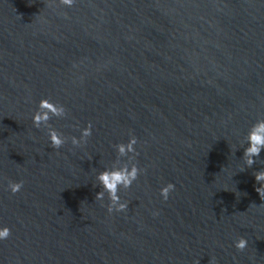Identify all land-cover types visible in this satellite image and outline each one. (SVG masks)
Instances as JSON below:
<instances>
[{"label":"water","instance_id":"95a60500","mask_svg":"<svg viewBox=\"0 0 264 264\" xmlns=\"http://www.w3.org/2000/svg\"><path fill=\"white\" fill-rule=\"evenodd\" d=\"M44 98L68 110L59 150L32 123ZM262 118L264 0H0V264H264V164L242 147ZM132 135L147 171L109 214L96 175Z\"/></svg>","mask_w":264,"mask_h":264},{"label":"clouds","instance_id":"9594fccd","mask_svg":"<svg viewBox=\"0 0 264 264\" xmlns=\"http://www.w3.org/2000/svg\"><path fill=\"white\" fill-rule=\"evenodd\" d=\"M75 0H60V3L66 7H71ZM68 110L63 104L55 103L50 99L44 98L39 101L38 109L32 117L33 125L39 129L47 128V134L50 141V147L55 150L61 149L68 141L69 137L57 130L50 124L53 117L66 118ZM93 135V125L91 122L86 127L81 129L79 137L72 136L71 144L74 147H79L86 144L89 137ZM139 138L132 135L127 143H119L115 145L117 159L110 168L100 171L96 175V181L101 191L96 194V201H104L107 195L109 201L107 211L109 214L124 213L128 211L129 203L122 201L121 189H129L140 178L142 173H146V169H142L138 163L134 162L139 156L137 144ZM243 162L248 168H252L257 162L264 164V160H259L261 153L264 152V118L258 119L250 127L247 136L245 137ZM236 150V149H235ZM127 158L122 162L121 158ZM244 170V169H243ZM242 170V171H243ZM255 180L259 184L256 191L260 194L261 199H264V170L254 173ZM24 186L23 181H11L8 184V190L15 195ZM175 191L174 183H167L160 188V196L165 202L170 199L171 194ZM255 205V204H253ZM252 205V206H253ZM256 206V205H255ZM154 216H159V211L153 213ZM12 235L11 227L0 224V242L10 238ZM248 239L241 236L234 241L233 247L239 252H243L248 247ZM210 264H213L212 258Z\"/></svg>","mask_w":264,"mask_h":264}]
</instances>
